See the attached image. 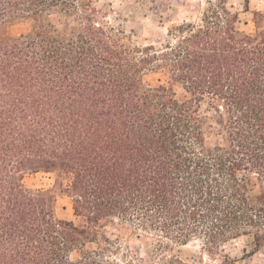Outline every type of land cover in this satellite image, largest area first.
<instances>
[{"label":"trees","instance_id":"obj_1","mask_svg":"<svg viewBox=\"0 0 264 264\" xmlns=\"http://www.w3.org/2000/svg\"><path fill=\"white\" fill-rule=\"evenodd\" d=\"M114 11L0 0V264H192L177 247L193 241L220 264L264 259V6L205 0L160 41ZM16 22L30 28L13 35ZM37 173L54 183L29 185ZM116 222L143 255L108 234Z\"/></svg>","mask_w":264,"mask_h":264},{"label":"rangeland","instance_id":"obj_2","mask_svg":"<svg viewBox=\"0 0 264 264\" xmlns=\"http://www.w3.org/2000/svg\"><path fill=\"white\" fill-rule=\"evenodd\" d=\"M99 3H112L115 11L109 14L108 19L116 24H122L128 32L134 30L136 34L135 38L140 41H160L168 37V28L172 25H177L183 21L198 20L201 12L205 6V0H156L154 2H146L145 4L137 3L136 0H98ZM236 4L243 2V0H232ZM162 2L168 3V7L164 12L157 14L150 10L155 8L162 9ZM132 5V14L128 21L118 19L119 15L116 11H120L126 6ZM250 6L252 9L262 8L264 6V0H250ZM163 14V19L159 18V14ZM242 19L250 22L249 14H242ZM57 23H61L63 20L55 18ZM62 25V24H61ZM245 29H251L252 24H242ZM30 28L28 22H16L8 27V31L13 34H19ZM147 81L153 84H159L165 81V75L163 73H150L146 77ZM55 181V174L53 173H37L27 178L29 185L33 187L50 186ZM58 214L61 217L75 219L70 199L67 196L60 195L58 197ZM128 228V229H124ZM129 225L125 227L121 226L118 222L109 224L106 230L110 236L119 237L122 244L130 245L132 249L143 255L146 250L145 242L138 239L132 232ZM181 249V257L192 264H220L221 258L219 256L210 257L206 252L201 251V243L199 241L190 242L186 246L177 247ZM226 252L231 257H240L242 255V242H231L225 247ZM240 264H264L262 255L256 254L250 258L245 259Z\"/></svg>","mask_w":264,"mask_h":264}]
</instances>
